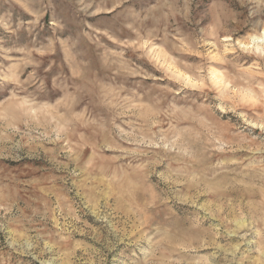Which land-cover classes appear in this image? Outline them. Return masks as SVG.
<instances>
[{
    "label": "rangeland",
    "instance_id": "374dc122",
    "mask_svg": "<svg viewBox=\"0 0 264 264\" xmlns=\"http://www.w3.org/2000/svg\"><path fill=\"white\" fill-rule=\"evenodd\" d=\"M0 264H264V0H0Z\"/></svg>",
    "mask_w": 264,
    "mask_h": 264
}]
</instances>
